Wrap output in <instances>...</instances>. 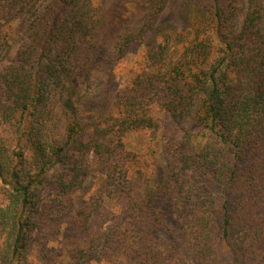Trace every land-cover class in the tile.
<instances>
[{
    "label": "trees",
    "instance_id": "16d2710c",
    "mask_svg": "<svg viewBox=\"0 0 264 264\" xmlns=\"http://www.w3.org/2000/svg\"><path fill=\"white\" fill-rule=\"evenodd\" d=\"M179 1L182 28L157 25L169 0H152L140 30L121 36L120 50L138 41L146 52L113 109L83 119L73 107L62 125L101 10L94 0H0V264H31L39 233L76 243L57 264H146L157 256L146 224L160 225L168 198L185 223L186 264H221L218 242L232 264L262 262L264 0ZM152 109L183 133L162 144L146 186L125 139L158 131Z\"/></svg>",
    "mask_w": 264,
    "mask_h": 264
},
{
    "label": "rangeland",
    "instance_id": "374dc122",
    "mask_svg": "<svg viewBox=\"0 0 264 264\" xmlns=\"http://www.w3.org/2000/svg\"><path fill=\"white\" fill-rule=\"evenodd\" d=\"M152 0H94L102 13V23L97 28L92 47V54L88 59V75L86 80L74 78L69 85V96L58 112L60 123L70 115L72 108L79 111L82 118L95 114L99 110H111L115 105L117 93L122 91L126 84L135 75L136 70L144 61L145 46L141 42H132L123 50L118 42L126 33H134L143 26L146 15L151 9ZM157 25L172 24L182 28V9L179 0H169L160 12ZM149 33H146L147 38ZM15 49L11 53L14 55ZM152 116L158 121L159 129L133 132L127 135L126 150L131 153L133 161L130 163L132 172L137 174L139 181L146 186L153 180L154 173L160 165L162 144L168 138H180L183 127L170 121L164 113L152 109ZM136 175V174H135ZM156 208L162 210L163 217L159 226L146 224L150 228V237L153 238V250L156 258L146 255V264H186L189 257V245L185 238L182 215L178 216L174 210V201L171 198L162 199ZM114 213H119L118 206H112ZM45 233V231H42ZM42 235V234H41ZM76 243L70 242L69 237L56 235H35L31 244V264H57L63 250H70ZM217 257L221 264H232L229 249L224 243L216 245ZM121 264H136L121 257ZM248 264H258L248 262ZM260 264H264V259Z\"/></svg>",
    "mask_w": 264,
    "mask_h": 264
}]
</instances>
